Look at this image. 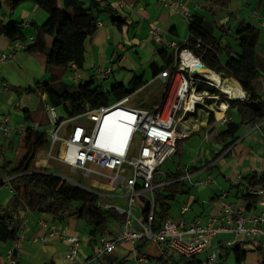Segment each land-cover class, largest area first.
<instances>
[{
    "label": "crops",
    "instance_id": "0c3cea01",
    "mask_svg": "<svg viewBox=\"0 0 264 264\" xmlns=\"http://www.w3.org/2000/svg\"><path fill=\"white\" fill-rule=\"evenodd\" d=\"M5 1L7 3V0ZM83 1L88 5L90 0ZM96 1L103 2L101 9L105 5H110L115 10V18L122 19L124 23L120 26L115 24L110 13L101 12L98 14L102 27H98L86 42V60L81 70L72 65L66 69H53L47 72L44 56L29 54L24 50L18 51L13 60L0 62V116H9V126L12 130L9 139H3L0 134V159L3 158V162L4 160L10 161L5 156L6 151L17 148V158L10 162L13 163V167L20 164L28 150L33 147L37 137L43 133L48 135L51 129L44 113L47 96L41 93L20 94L19 91L33 88L39 82H46L51 75H56L58 80L67 85L78 86L80 83L85 84L93 80L106 90H110L114 84L119 83L118 80H115L111 87H106L104 82L107 79L101 80L97 76L98 70L108 68L113 69L110 77L116 76L124 82L126 81L127 83L123 84L125 86H129L135 76L144 78L148 83L159 74V72L155 73L156 68H161L164 65L159 51L165 50L170 54L173 53L172 49H168L166 43L182 44L189 39V19L186 20L182 15L165 8L156 0H125L123 7L117 5V0ZM179 1L182 2L184 10L190 13V18L198 14L209 21L214 20L219 27L224 28L221 31L215 30V36L217 39L221 38L227 48L226 53L221 55L223 62L228 58L227 53L235 55L234 52H239L235 33L237 26L243 22L260 30L261 40L258 46V55L259 59L264 61V40L262 41L264 0H228L226 7L212 4L211 0ZM4 12L3 20L6 24L15 22L23 24L27 42L35 38L36 29L49 18L48 13L40 9L34 2H26L15 11H11L6 4ZM152 24L163 31L164 45H157L151 41L148 32ZM50 42L49 38L48 43L50 44ZM12 44L7 37L0 36V51H10ZM119 71L122 72V75L119 74ZM214 76H217L223 83H228L227 80L234 82V85L229 84L245 95L240 84L234 79L227 78L223 81L218 75ZM211 82L217 86L214 81ZM256 89L260 99L264 100V72L260 74ZM165 91V86L160 81H155L144 91L132 95L131 106L155 111L161 107ZM220 91L223 90L220 89ZM139 96H141V103L132 105L134 97ZM210 105L212 104L199 107L198 112L189 117L187 125L195 128V131L184 141L178 154L175 155L179 156L181 160L187 149V142L198 137L202 143L204 142L208 146L204 150L198 146V165L195 164L197 159L191 165L187 164L184 167L179 161L177 169L173 172L174 175L162 172L171 180L183 177L186 170L192 174L191 180L172 182L170 185H181L177 186L176 190L172 191L173 193H165L167 196L175 195V201L169 202L171 207L168 219L176 223L182 221L187 224L205 222L211 216L220 215L222 213L220 197L225 193L228 194L226 201L234 209L240 208L247 215L259 212L257 207L238 197V187L249 176L264 173V128L260 131L255 130L253 125L242 124L236 134L237 141L225 150L231 140L223 141L216 138L226 131L228 126L219 121L222 113H218L217 118L215 117L217 107L216 109L213 107L215 111H212L213 108ZM212 116L213 123L210 122ZM227 116L229 122L241 123V117L236 109H229ZM27 136L30 138L26 143ZM29 145L32 146L29 147ZM46 147L49 148V142L37 153L35 161L37 170L48 169L50 171L52 168L53 164L47 156L48 151L44 150ZM177 172L180 175L176 176ZM209 177L212 178L210 184L202 186L196 184L199 181H207ZM3 179L5 181L6 176ZM5 184L7 183L0 184V206L3 210L8 209L15 213L17 221L12 220L15 227L19 223V227L16 228L20 243L15 256L18 264H66V253L69 248L67 237L70 236H76L82 240L79 248L80 264H109L108 259L126 260L125 264H136L131 247L127 244L119 245L108 258L97 255L100 248L99 239L101 237L111 238L116 235L122 223L112 221L106 234L92 235V228L86 225L85 221L70 218L66 219L68 221L57 223L58 220L52 216L25 208L22 204L15 206L17 208L14 209L13 190L10 184L7 185L8 189L10 188L9 192L1 189ZM180 196H184L183 202L177 206V212L174 214L172 213V204ZM111 203H118L123 208H127L126 201L120 197L111 199ZM184 207H189L190 210L182 214ZM52 225L56 226V230L62 237H49V228ZM233 240L234 236L230 234H220L213 241L211 248L203 253V258L199 259V255L192 260L183 261V264H207L208 258L212 254L217 255L219 264H264V258L259 251L249 248H246L250 252L247 253L245 260L238 263L233 251L234 246L230 245ZM12 246L13 244L10 242H0V264H7L6 254ZM136 249L146 256L147 260L143 264H161L160 260L167 252L165 245H159L152 241L137 243ZM169 257L173 258L175 262L181 261L179 257H175L171 253ZM169 260L168 264H170Z\"/></svg>",
    "mask_w": 264,
    "mask_h": 264
},
{
    "label": "built area",
    "instance_id": "2783aa9c",
    "mask_svg": "<svg viewBox=\"0 0 264 264\" xmlns=\"http://www.w3.org/2000/svg\"><path fill=\"white\" fill-rule=\"evenodd\" d=\"M156 1L190 20V13L184 10L181 1ZM117 5L125 6V0H117ZM98 27H102V23H98ZM148 33L153 43L164 45L161 28L152 24ZM188 40L182 44L166 43L168 49H172L174 53L172 66L159 73L138 91H144L155 81H160L165 86L164 105L155 111L132 107V96L106 107L88 110L79 117L67 120H62L59 110L50 103L47 102L44 106V113L51 127L48 133V160L67 166L78 174L81 180H90L91 188L86 189L78 183L79 180L73 181L62 177L65 181L97 195L98 205L103 209L114 210L126 218L116 235L99 239L98 256L111 255L119 245L127 244L131 247L136 264H143L147 260L146 256L136 249V244L152 241L165 245L179 258L193 259L208 251L220 234L234 236L231 246L238 245L243 240L264 249V187L261 186L247 192L250 197L247 202L259 209L256 214L247 215L240 208L234 209L227 203L228 194L225 193L220 197L222 209L220 215L211 216L205 222L190 224L185 221L176 223L166 220L158 231L153 227L157 191L163 190L172 182L191 180L192 177L186 170L183 177L171 180L164 176L160 169L176 155L177 142L189 138L194 133L195 128L188 126L187 120L198 112L199 107L212 102L217 106L215 117L217 118L218 113L223 111L219 121L228 124L229 119L226 117L228 101H234L222 91L217 95L208 90H199L205 85L217 89L218 87L206 79L200 70L199 76L194 77L196 65L204 63L193 51L183 48ZM33 41L34 38L30 42ZM24 49L23 44L13 43L10 51H0V62L13 60L16 53ZM188 59L194 60V67L188 63ZM112 72V68L98 70L97 76L105 80ZM244 94V99L240 101H246L247 96ZM82 119L84 122L79 123ZM9 121V116H0V134L3 139H9L12 134ZM263 128L264 122L254 127L260 131ZM198 163L199 160H195V164ZM210 182L211 177L196 184L202 186ZM3 183L10 184V178ZM119 197L126 201L128 208L111 203V199ZM146 207L148 208L146 220L134 214V210L143 213ZM189 210V207H184L182 213L185 214ZM49 231V237H62L55 225H52ZM67 242L69 248L66 253V264H80L81 238L70 236L67 237ZM19 243L20 241L15 242L8 250L7 264H18L15 256ZM207 264H219L217 255H210Z\"/></svg>",
    "mask_w": 264,
    "mask_h": 264
},
{
    "label": "trees",
    "instance_id": "16d2710c",
    "mask_svg": "<svg viewBox=\"0 0 264 264\" xmlns=\"http://www.w3.org/2000/svg\"><path fill=\"white\" fill-rule=\"evenodd\" d=\"M26 2L36 3L49 15L48 20L36 29L32 43L27 42L22 23L6 24L3 20L6 4L11 11H15ZM211 2L226 7L228 0H211ZM102 3V1L96 0H90L88 5L83 0H7V3L5 0H0V36L7 37L12 43L23 44L24 51L29 54L44 56L47 72L53 69H66L72 65L81 70L86 60V42L98 28V14L101 12L110 13L115 24L120 26L124 23L122 19L115 18V10L110 5H105L101 9ZM189 23L190 36L188 43L183 48L193 51L194 55L201 59L209 70L215 72L214 75L218 74L223 79L232 78L237 81L247 96L246 101H228L229 109L237 110L241 117V123L229 122L227 130L217 136L216 139L231 140L226 145V150L237 141L236 134L242 124H250L255 127V125L264 122V100L260 99L256 89L260 74L264 72V61L259 59L258 55L261 33L257 27L251 24L240 23L235 33L239 52H234L235 55L227 53L228 58L223 62L221 55L226 53L227 48L221 38L217 39L215 30L221 31L224 28L219 27L214 20L209 21L198 14L192 16ZM49 38L51 39L50 44L48 43ZM159 54L164 65L161 68H156V74L170 68L174 62L173 53L170 54L162 50L159 51ZM57 80L56 75H51L48 81L39 82L35 87L21 90L18 93L45 94L47 102L59 110L62 120H67L79 117L88 110L106 107L125 97L132 96L147 84L144 78L135 76L129 86L116 83L110 90H106L93 80L85 84L80 83L78 86L67 85L61 80ZM199 90L220 94L217 89L208 85L201 86ZM165 95L166 93L161 107L164 105ZM249 102H257L260 110L253 111L248 107ZM210 122H214L213 116ZM47 136L46 133L40 134L33 147L28 150L24 159L17 166L13 167V163L6 160L0 165V184L3 183L5 176L10 178V186L14 194V209L17 208L15 206L22 204L25 208L50 215L59 221L76 218L85 221L92 228V235L106 234L112 221L123 223L126 218L114 210H105L100 207L98 196L94 193L65 181L48 169H36V156L39 150L48 144ZM29 138L30 136H27L26 143ZM185 140L177 142L176 155ZM177 174L180 175L178 172L175 175L177 176ZM179 185L181 184L170 185L157 191L153 221L156 231L166 220H170L168 219L171 207L169 202L175 201V195L167 196L165 193L175 191ZM258 186L264 187V173L251 175L245 179L238 187V197L249 201L248 190ZM3 211L0 206V242L14 244L18 241V229L14 226L13 218ZM147 215L148 208L146 207L142 213L144 220ZM246 248L259 251L264 258L263 248L241 240L238 245L233 247L238 263L243 262L247 253L250 252ZM166 251L165 256L160 260L161 264H168V259H170V264H183V261L192 260L179 258L181 261L175 262L169 255L171 253L173 256H177L168 247H166ZM139 252L142 254L140 250ZM109 256L106 255V258ZM108 260L109 264L126 263V260Z\"/></svg>",
    "mask_w": 264,
    "mask_h": 264
},
{
    "label": "rangeland",
    "instance_id": "374dc122",
    "mask_svg": "<svg viewBox=\"0 0 264 264\" xmlns=\"http://www.w3.org/2000/svg\"><path fill=\"white\" fill-rule=\"evenodd\" d=\"M264 40V34H263V37H262V41ZM262 47V46H261ZM122 72L119 71V74H121ZM218 75V74H217ZM221 77V76H220ZM123 78V76H122ZM222 78V77H221ZM225 80H227V78H224ZM222 78V80H224ZM115 80H118L119 83H122V84H126L127 82L117 78L116 76H111L110 79L107 81L105 80L104 84L106 87H111L113 85V83L115 82ZM122 81V82H121ZM228 83H231L232 85H234V82L230 81V80H227ZM70 83V82H68ZM217 86L222 89L224 91L225 87H227V83H223V82H220V83H216ZM210 87H213V86H210ZM215 88V87H214ZM217 89L219 92H220V89ZM221 93V92H220ZM141 103V96L139 97H134V99L132 100V105H139ZM210 102H207L206 106L209 105ZM212 104V102H211ZM210 107H215L216 109V105H210ZM145 109V108H144ZM215 109L213 108L212 111H215ZM235 114V113H234ZM236 115V114H235ZM226 117L229 119V117L227 116V113H226ZM236 119V118H235ZM84 120H80L79 123H83ZM76 124V123H75ZM187 149L186 151L184 152V155L182 156L181 160H180V157L179 156H174L172 159H169L163 166H161V171L164 173V174H170V173H173L176 169H177V166L179 164V161L182 162V167H184L185 165L189 164L191 165L193 163V161L195 159L198 158V146H200V149L203 148L204 149H207V144L206 143H202V141H200V139L198 137H195L194 139H191L189 140V142H187ZM32 146V145H29V147ZM47 146V145H46ZM203 146V147H202ZM16 150L17 148L15 149H10L8 151H6L5 153V156H7V158L10 159V161H15L16 158H17V155H16ZM46 151L49 150L48 147H46V149H44ZM21 157H22V154H21ZM1 162L3 163V158L0 159ZM53 165H52V168L50 169V172L51 173H54L56 175H59L61 177H65L67 179H70V180H73V181H76V180H79L78 182L81 183L82 187L86 188V189H90L91 188V181L90 180H81L79 177H78V174H75L70 168H68L67 166H64V165H61V164H57V163H53L51 162ZM181 164V163H180ZM6 180V179H5ZM3 184V183H2ZM9 184H5L1 189H5L6 191H10L8 189V186ZM7 192V193H8ZM184 196H180L177 198V201L175 203L172 204V213H176L177 212V206L181 205L182 204V198ZM118 204V203H117ZM126 207L128 208V206L126 205ZM5 214L11 216L13 218V220L16 222L17 220V217L15 216V213L13 212H10L8 209H5L3 211ZM134 214L139 217L140 219H143L142 218V215H141V211L140 210H134ZM70 219V218H69ZM68 221V220H66ZM57 223H62L61 221H57ZM87 225V223H86ZM16 227H19V223L18 225L16 224ZM203 258V254H201L199 256V259Z\"/></svg>",
    "mask_w": 264,
    "mask_h": 264
},
{
    "label": "bare ground",
    "instance_id": "6f19581e",
    "mask_svg": "<svg viewBox=\"0 0 264 264\" xmlns=\"http://www.w3.org/2000/svg\"><path fill=\"white\" fill-rule=\"evenodd\" d=\"M188 63L192 67H194V60L188 59ZM200 73H202L204 75V77L206 79H208L209 81H214L215 83H220L218 77L214 76L213 71L200 70ZM224 92H225L226 95H228L230 98H232L234 100H236V99H244V97H245V95H243V93H241L238 90H235V88L232 85H230L229 83H227V87H225ZM219 113H222V116H223V111H220Z\"/></svg>",
    "mask_w": 264,
    "mask_h": 264
},
{
    "label": "water",
    "instance_id": "95a60500",
    "mask_svg": "<svg viewBox=\"0 0 264 264\" xmlns=\"http://www.w3.org/2000/svg\"><path fill=\"white\" fill-rule=\"evenodd\" d=\"M196 70L193 71V75L194 77H198L199 76V70H205V71H211L208 69V67L202 63H199L196 65ZM241 99H236L234 101H240ZM248 107L251 108L253 111H259L260 110V106L257 102H249L248 103ZM61 177V176H59ZM62 178V177H61Z\"/></svg>",
    "mask_w": 264,
    "mask_h": 264
},
{
    "label": "clouds",
    "instance_id": "9594fccd",
    "mask_svg": "<svg viewBox=\"0 0 264 264\" xmlns=\"http://www.w3.org/2000/svg\"><path fill=\"white\" fill-rule=\"evenodd\" d=\"M205 65V64H204ZM245 93V92H244Z\"/></svg>",
    "mask_w": 264,
    "mask_h": 264
}]
</instances>
